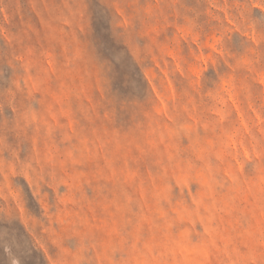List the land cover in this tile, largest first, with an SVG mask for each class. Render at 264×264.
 Instances as JSON below:
<instances>
[{"label":"rangeland","instance_id":"374dc122","mask_svg":"<svg viewBox=\"0 0 264 264\" xmlns=\"http://www.w3.org/2000/svg\"><path fill=\"white\" fill-rule=\"evenodd\" d=\"M0 264H264V0H0Z\"/></svg>","mask_w":264,"mask_h":264}]
</instances>
